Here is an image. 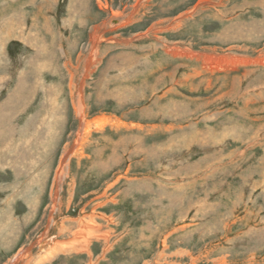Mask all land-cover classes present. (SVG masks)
I'll return each instance as SVG.
<instances>
[{
  "label": "rangeland",
  "instance_id": "374dc122",
  "mask_svg": "<svg viewBox=\"0 0 264 264\" xmlns=\"http://www.w3.org/2000/svg\"><path fill=\"white\" fill-rule=\"evenodd\" d=\"M0 106V264H264V0H0Z\"/></svg>",
  "mask_w": 264,
  "mask_h": 264
},
{
  "label": "bare ground",
  "instance_id": "6f19581e",
  "mask_svg": "<svg viewBox=\"0 0 264 264\" xmlns=\"http://www.w3.org/2000/svg\"><path fill=\"white\" fill-rule=\"evenodd\" d=\"M92 58V57H91ZM91 61V60H89ZM88 61V62H89ZM90 69V68H89ZM88 71V70H87ZM78 86V85H77ZM74 87V86H73ZM27 90V89H26ZM26 94L28 95V90L26 92ZM26 95V96H27ZM25 96V97H26ZM5 112V109L0 106V124L2 125L3 124V120L5 121V119L7 120L8 119V116L11 115V113L13 112V110H7V113H4ZM10 117V116H9ZM85 132V131H84ZM80 134V133H79ZM4 139V138H2ZM1 139V140H2ZM81 140V139H80ZM79 144V143H78ZM65 159H67V155H63L60 162H59V165H58V168H57V171H56V175L58 174H61L62 172V169L64 168V165H65ZM67 165V164H66ZM65 173V172H64ZM65 177V176H64ZM58 179V178H57ZM56 194L53 198V204L55 205V199H56ZM56 207V206H55ZM54 211V210H53ZM92 222V221H91ZM85 223V221H84ZM83 224V223H82ZM89 224V223H88ZM92 224V223H91ZM19 225V224H18ZM75 239L72 241V242H69L67 244H61V243H58L56 244L58 247L55 248V250H59V248H65V247H69L71 248L72 250H74L73 252H90L88 251V248L85 249V246L88 244V240L90 237H93V236H98L100 234L98 233H95V230L93 228H91V226H88V225H85L83 224L82 227H80L77 232L75 233ZM43 237V236H42ZM99 237V236H98ZM49 238V237H48ZM105 238V237H104ZM42 241V240H41ZM91 243V242H90ZM43 247V246H42ZM25 252V251H24ZM50 255V254H49ZM21 253L19 252L18 254H16V257L12 260H9L8 264H20V260H21ZM90 256V255H89ZM91 258V257H90ZM92 262V261H91Z\"/></svg>",
  "mask_w": 264,
  "mask_h": 264
}]
</instances>
